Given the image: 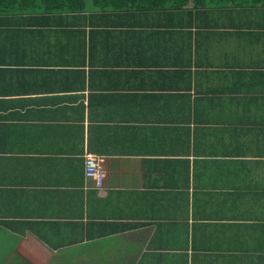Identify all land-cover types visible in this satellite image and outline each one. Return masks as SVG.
<instances>
[{
	"label": "crops",
	"instance_id": "crops-1",
	"mask_svg": "<svg viewBox=\"0 0 264 264\" xmlns=\"http://www.w3.org/2000/svg\"><path fill=\"white\" fill-rule=\"evenodd\" d=\"M55 18L0 43V264H264V7Z\"/></svg>",
	"mask_w": 264,
	"mask_h": 264
},
{
	"label": "trees",
	"instance_id": "trees-1",
	"mask_svg": "<svg viewBox=\"0 0 264 264\" xmlns=\"http://www.w3.org/2000/svg\"><path fill=\"white\" fill-rule=\"evenodd\" d=\"M190 3L192 8L197 9L208 6L223 8L230 4L247 8L259 4L264 7V0H0V43H4L8 34L5 32L7 25L18 28L31 22L46 25L60 14L84 11L87 4H90L92 12L141 13L184 10ZM15 16L23 18L16 19ZM29 17L35 20L30 22Z\"/></svg>",
	"mask_w": 264,
	"mask_h": 264
},
{
	"label": "built area",
	"instance_id": "built-area-1",
	"mask_svg": "<svg viewBox=\"0 0 264 264\" xmlns=\"http://www.w3.org/2000/svg\"><path fill=\"white\" fill-rule=\"evenodd\" d=\"M84 174L87 178L92 179L97 187L102 185L104 175L97 163L95 155L87 154L85 156Z\"/></svg>",
	"mask_w": 264,
	"mask_h": 264
}]
</instances>
